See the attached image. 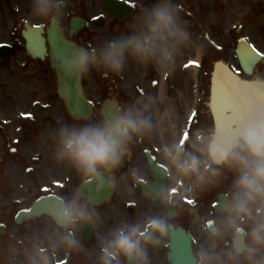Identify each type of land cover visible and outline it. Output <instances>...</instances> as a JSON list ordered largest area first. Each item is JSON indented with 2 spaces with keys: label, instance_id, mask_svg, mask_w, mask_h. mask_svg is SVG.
Listing matches in <instances>:
<instances>
[{
  "label": "flooded vegetation",
  "instance_id": "1",
  "mask_svg": "<svg viewBox=\"0 0 264 264\" xmlns=\"http://www.w3.org/2000/svg\"><path fill=\"white\" fill-rule=\"evenodd\" d=\"M143 2L150 4L152 0ZM176 3L193 33L207 45L206 54L199 57L200 66L205 68L199 79L202 98L209 95L210 77L220 53L240 77L254 69L264 72V0ZM31 6V0H0V264H29L26 250L32 241L37 237L43 241L54 229L47 207L58 195L70 197L76 188L92 198L101 220L96 226L82 225L77 231L81 247L61 250L55 264H99L103 235L121 221L157 213L170 214L176 231L191 237L195 253L206 239L200 205L214 198L210 214L205 215L211 228L219 214L216 205L223 199L221 194L231 187L233 174L225 170L220 184L196 196L184 193L186 182L175 176L161 152L166 139L156 135L135 141L111 189L106 184L98 194L95 183L81 187L76 170L55 159L52 132L62 122H87L101 112L107 114L109 104L118 112L120 105L158 92L165 98L158 102L163 110L176 89L173 81L178 77L186 82L194 66L187 65L198 57H183L167 77L154 66L145 67L134 60L121 75L105 77L103 70H94L82 82L87 99L94 104L92 117L77 120L60 95V69L56 66L60 36L77 47L101 46L106 39L128 30L140 11L137 0H67L65 18L59 26L33 19ZM249 45L257 53H252ZM200 122L198 118L194 125L190 124L186 133L201 128ZM133 169L140 172L138 182L131 175ZM165 188L182 199L181 207L173 211L156 198ZM23 212L30 214L22 215ZM187 237H181L182 241L187 242ZM172 239L169 237L159 247L150 246V264H172ZM223 246L228 247V241Z\"/></svg>",
  "mask_w": 264,
  "mask_h": 264
},
{
  "label": "clouds",
  "instance_id": "2",
  "mask_svg": "<svg viewBox=\"0 0 264 264\" xmlns=\"http://www.w3.org/2000/svg\"><path fill=\"white\" fill-rule=\"evenodd\" d=\"M66 3L31 0V17L59 26ZM137 4L140 11L127 31L106 39L101 46H78L60 71L84 82L94 70H103L105 77L121 75L134 60L154 66L167 77L183 57L206 54V43L193 33L176 0H152L150 4L137 0ZM234 94L240 112L226 130L215 123L204 125L191 131L185 142L180 125L173 138L161 145L175 176L186 182L184 193L196 196L220 184L225 170L234 176L231 187L221 194L224 202L213 226H207L206 216L200 218L206 239L194 253L196 264H264V72L254 69L242 75ZM164 99L158 92L122 104L111 115L101 112L91 121L62 122L52 132L55 159L76 170L81 187L95 183L100 194L107 184L110 190L137 139L163 136L169 126L177 127L174 107H158ZM131 175L139 181L138 169ZM156 198L173 211L182 206V199L173 196L170 188L159 191ZM46 214L54 229L43 241L39 237L32 241L26 250L29 264H55L61 250H78L77 231L101 220L95 202L79 188L70 197L58 195ZM176 229L170 214L121 221L101 237L99 264H150V246H161ZM225 241L228 247L223 246Z\"/></svg>",
  "mask_w": 264,
  "mask_h": 264
},
{
  "label": "water",
  "instance_id": "3",
  "mask_svg": "<svg viewBox=\"0 0 264 264\" xmlns=\"http://www.w3.org/2000/svg\"><path fill=\"white\" fill-rule=\"evenodd\" d=\"M70 79L71 80L64 91V96L69 103L70 110L76 117H87L91 112V104L86 102L83 97L80 81L76 78ZM239 80L240 78L230 71L225 65H217V69L215 70L212 78L210 107L215 118L216 126L222 130H226L229 122L239 115V104L232 100V97L235 96L234 85ZM66 82L68 83V81ZM222 82L226 84L229 92L232 93V97L227 94L224 95L219 89H217V86ZM215 85H217L216 88ZM173 250L174 253L172 254V259H174L176 255H178V252H180L178 251V240H176ZM186 253L190 258H192L190 241L186 244Z\"/></svg>",
  "mask_w": 264,
  "mask_h": 264
},
{
  "label": "rangeland",
  "instance_id": "4",
  "mask_svg": "<svg viewBox=\"0 0 264 264\" xmlns=\"http://www.w3.org/2000/svg\"><path fill=\"white\" fill-rule=\"evenodd\" d=\"M223 56L224 55L220 53L219 61L216 62V64L224 62ZM192 58L195 59L194 56H192ZM202 72H205V68H202L200 65L199 66L194 65L192 70L190 71V77L186 82L183 81L181 82L178 77H176L177 81L175 80L173 81L174 85L176 86V89L172 94L170 105H172L175 109V113H176L175 124L177 127L174 128L169 126L168 130L162 136L164 139L170 141L173 138V133L178 131L180 125H183V137H184L186 131L185 129L191 122L190 117L195 113L198 104L202 103V107L206 108L207 96L202 98L203 96L202 83L199 81ZM177 94H180V97ZM208 113L209 112L204 109H202V111L199 113V118L201 120L200 127H203L204 125L212 124V121ZM212 200H214V198ZM212 200H205V202L200 205V210H199L200 218L210 214L208 211L210 210L209 205Z\"/></svg>",
  "mask_w": 264,
  "mask_h": 264
},
{
  "label": "snow or ice",
  "instance_id": "5",
  "mask_svg": "<svg viewBox=\"0 0 264 264\" xmlns=\"http://www.w3.org/2000/svg\"><path fill=\"white\" fill-rule=\"evenodd\" d=\"M198 61H195V60H193V61H190L189 62V64L187 65V66H192V65H198ZM197 113H194L193 115H191V117H190V120H191V122H192V124L194 125L195 124V121H196V118H197ZM190 135H191V130H189L186 134H185V136H184V141L186 142L189 138H190ZM57 184H58V186H60V182L58 181L57 182ZM46 190H48V189H46Z\"/></svg>",
  "mask_w": 264,
  "mask_h": 264
},
{
  "label": "bare ground",
  "instance_id": "6",
  "mask_svg": "<svg viewBox=\"0 0 264 264\" xmlns=\"http://www.w3.org/2000/svg\"><path fill=\"white\" fill-rule=\"evenodd\" d=\"M218 72H219V71H218ZM218 77H219V76H218ZM216 86H217V85H215V88H216ZM217 89H219L220 92L223 93L224 95L227 94V95H229V96L232 97V93L229 92V89H228V87L226 86V84H225L224 82L220 83V84L217 86ZM232 100L235 101V102H237V104H239V102H238L236 96L232 97ZM214 111H215V110H214ZM215 113H216V111H215Z\"/></svg>",
  "mask_w": 264,
  "mask_h": 264
}]
</instances>
